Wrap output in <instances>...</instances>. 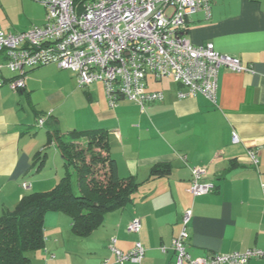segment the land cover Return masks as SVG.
Listing matches in <instances>:
<instances>
[{
	"label": "crops",
	"instance_id": "1",
	"mask_svg": "<svg viewBox=\"0 0 264 264\" xmlns=\"http://www.w3.org/2000/svg\"><path fill=\"white\" fill-rule=\"evenodd\" d=\"M211 13L209 20L203 12L189 18L187 38L196 46L212 43L219 53L252 68L245 73L221 70L216 104L201 95L180 99L178 94L185 89L165 79L149 82L150 91L164 94L162 102L142 109L120 99L111 107L102 84L80 88L76 76L64 70L58 76L32 74L41 68L28 72L25 91L14 92L8 85L0 90V216L25 195L50 191L64 176L63 158L54 143L48 144L51 127L58 126L66 134L107 131L118 175L140 183L134 201L108 213L85 238L73 233L69 216L48 212L45 249L33 257L32 264H103L112 258L113 240L123 253L140 242L145 248L141 264H175L173 240L189 210L193 216L187 252L193 259L264 250V0H212ZM45 17V9L34 0H0V28L6 33L43 26ZM5 77L12 75L5 72ZM59 77L70 88L68 95H51L49 100L56 104L73 98L74 112L85 118L66 125L57 111L48 112L46 119H39L45 125L38 128H49L37 133L29 114L38 117L47 112L38 113L31 106V111L21 114L18 102L22 96L30 100L38 85L50 79L58 83ZM234 133L239 144L232 141ZM250 151L256 153L257 165L251 162ZM38 154H46L39 171L34 166ZM51 159L54 170H50ZM156 166L165 167L167 173L152 178ZM193 168L207 170V181L216 186L214 193L196 198L190 193ZM24 183L31 185L30 190L23 188ZM134 218L141 220L139 234L127 231ZM249 264H264V259Z\"/></svg>",
	"mask_w": 264,
	"mask_h": 264
},
{
	"label": "built area",
	"instance_id": "2",
	"mask_svg": "<svg viewBox=\"0 0 264 264\" xmlns=\"http://www.w3.org/2000/svg\"><path fill=\"white\" fill-rule=\"evenodd\" d=\"M45 9L43 26L22 33H6L0 28V90L8 85L14 92L26 89L29 71L54 65L72 72L80 88L95 83L104 86L111 107L120 99L135 102L142 109L164 100V94L150 91L149 82L170 79L186 92V99L204 96L216 104L221 70L252 72L241 60L219 53L214 44L196 46L186 36L191 16L203 12L212 16V0H99L78 10L73 0H34ZM5 72L12 77L7 79ZM44 120L38 122L42 128ZM240 143L238 134L232 137ZM254 165L255 152H249ZM30 190L31 185L24 183ZM264 195V183L262 184ZM205 168L192 169L190 193L202 197L214 193ZM191 210L182 217L179 236L173 240L175 264H249L264 259V250L248 249L193 259L187 252ZM140 218H134L127 231L139 234ZM112 258L103 264H141L145 248L137 242L128 253L111 241ZM163 253L167 252L162 247Z\"/></svg>",
	"mask_w": 264,
	"mask_h": 264
},
{
	"label": "trees",
	"instance_id": "3",
	"mask_svg": "<svg viewBox=\"0 0 264 264\" xmlns=\"http://www.w3.org/2000/svg\"><path fill=\"white\" fill-rule=\"evenodd\" d=\"M78 10L99 0H73ZM59 150L65 173L47 192L25 195L13 211L0 216V264H32L33 257L45 249V216L60 212L72 220V231L80 238L99 228L105 216L134 201L140 183L121 178L109 152L105 130L62 132L58 126L48 132V144ZM46 154L35 157L37 171L43 168ZM167 173L156 166L151 177ZM76 176V182H73Z\"/></svg>",
	"mask_w": 264,
	"mask_h": 264
},
{
	"label": "rangeland",
	"instance_id": "4",
	"mask_svg": "<svg viewBox=\"0 0 264 264\" xmlns=\"http://www.w3.org/2000/svg\"><path fill=\"white\" fill-rule=\"evenodd\" d=\"M59 72V69L54 66H47V67H42L39 70H36L35 73L32 74H44L45 76L50 77V75L56 74ZM31 74V73H30ZM56 76H58L56 74ZM60 76V74H59ZM57 79H50L48 80V82L44 83L43 86L38 85V88L32 92L33 95L31 97L30 100H27L25 96H22V102H18L17 105V110L21 112V114L25 113V111L29 110L31 111V106L32 109L35 108V111H37L38 113H41L40 111L43 110L45 112H47L45 115L44 114H39L38 117L34 116V114H29L30 117V122L32 125H34V130L35 132L39 133L41 132L42 134H44L46 132V130L49 128L47 127L46 130L45 129H39L38 128V121L39 119L43 118L46 119L47 118V114L48 112H55L57 111L60 116L62 117V122L66 125H74L76 124V121L78 118H85V115L80 113H75V108H76V102H74V99H68V100H62L58 103H52L49 100V97L51 95H55V94H59L61 97L63 96H67L68 92L70 90V88H68L67 86H65L64 83V79L61 80L60 77L58 78V83L56 82ZM18 94V93H16ZM24 108V109H23ZM34 112V111H33ZM56 113V112H55ZM48 126L50 125L49 123L47 124ZM51 150L48 149V154L51 156ZM55 161L51 159V163H50V170H54L55 167ZM35 173L31 175L30 179H33L35 177ZM61 175H64V173L62 172ZM62 177V176H61ZM73 182H76V176H73ZM3 206V204L0 202V209ZM17 205H13L9 209V211H13L16 208ZM7 209H5L4 211H6ZM76 251V250H74ZM77 252V251H76Z\"/></svg>",
	"mask_w": 264,
	"mask_h": 264
}]
</instances>
